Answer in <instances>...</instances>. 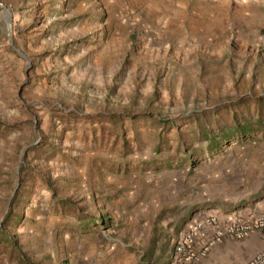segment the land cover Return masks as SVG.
I'll use <instances>...</instances> for the list:
<instances>
[{"label":"rangeland","instance_id":"1","mask_svg":"<svg viewBox=\"0 0 264 264\" xmlns=\"http://www.w3.org/2000/svg\"><path fill=\"white\" fill-rule=\"evenodd\" d=\"M225 3L0 0V228L27 257L170 264L194 218L261 209L264 6Z\"/></svg>","mask_w":264,"mask_h":264},{"label":"built area","instance_id":"2","mask_svg":"<svg viewBox=\"0 0 264 264\" xmlns=\"http://www.w3.org/2000/svg\"><path fill=\"white\" fill-rule=\"evenodd\" d=\"M211 2L258 3L264 0H207ZM209 230L211 234L208 236ZM252 232L261 235L264 242V208L253 219L236 218L228 225L220 226L214 214H204L191 220L179 233L170 257V264H196L210 249L226 237L240 239ZM247 264H264V248Z\"/></svg>","mask_w":264,"mask_h":264},{"label":"crops","instance_id":"3","mask_svg":"<svg viewBox=\"0 0 264 264\" xmlns=\"http://www.w3.org/2000/svg\"><path fill=\"white\" fill-rule=\"evenodd\" d=\"M225 5L228 6V1ZM231 2V1H229ZM261 5L258 3L250 2V4ZM243 5L249 3H241ZM255 5V6H256ZM249 6V5H248ZM264 6V5H261ZM225 207L217 206L213 209L212 213L217 216L220 226L228 225V223L234 221L239 217H246L253 219L256 215L263 211L264 203L258 211L250 213V210H245L243 213L235 211L228 214V203H225ZM251 215L248 216L247 213ZM211 234L209 230L208 236ZM264 248V242L261 235L257 232H252L246 237L240 239H234L226 237L213 246L210 251L196 264H247L253 256L260 252Z\"/></svg>","mask_w":264,"mask_h":264},{"label":"trees","instance_id":"4","mask_svg":"<svg viewBox=\"0 0 264 264\" xmlns=\"http://www.w3.org/2000/svg\"><path fill=\"white\" fill-rule=\"evenodd\" d=\"M249 128L250 127H248L247 124L242 126L236 124L234 129L230 130L226 137H234L236 135H240V137H242V135L250 133ZM210 140L212 141V139ZM101 220L105 221V218L102 217ZM0 236V249H3V245L5 250L9 249L6 255L11 264H40L39 262H35L33 259L27 257V255L20 250L17 237L12 238L9 235H5L2 228H0Z\"/></svg>","mask_w":264,"mask_h":264}]
</instances>
